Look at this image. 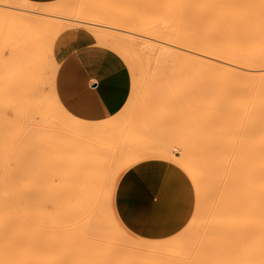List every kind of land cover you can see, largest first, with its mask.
<instances>
[{"label":"rangeland","instance_id":"374dc122","mask_svg":"<svg viewBox=\"0 0 264 264\" xmlns=\"http://www.w3.org/2000/svg\"><path fill=\"white\" fill-rule=\"evenodd\" d=\"M64 1L67 0H53L46 3L30 0H0V206L7 201L12 207L17 205L19 206L17 209H22V211L24 208L23 218L20 214L21 210L18 213L17 209L14 208L16 209L13 219L14 227L17 229L21 222L25 223L32 217L34 221L36 220L34 222L31 218V226L34 224L32 226L33 233L35 230L39 231L37 230L38 225L35 224L40 222L42 218L37 213L42 205V209L47 208L48 213L53 210L54 218L56 216L55 222L64 230L65 242H67L64 244L66 249H69L71 244L78 243L81 245L84 240H91L90 236L96 230L103 233V235L98 236L99 240L106 247L114 248L113 254L129 255L132 253V256L136 254L138 257L140 251L137 254L134 251L138 250L130 249L128 245L136 241H144L148 243V246L151 243L154 246L162 244L163 247V250L160 247L161 253L157 251L156 253L153 250L157 255L155 260V257H148L149 255L153 257L155 254H152L154 252L150 251V247L147 248L144 252L148 251L149 253L144 256H147L150 261L146 259L144 261L146 264H162L163 261V264H185V262L186 264H198L199 262L205 264L206 256H211L210 253L215 252L209 250L213 246L211 234L207 233V237L202 234L205 232L204 228L211 203L216 200V196L219 194L218 184L210 188L209 173H206L205 177L195 180L194 177L192 178V174L180 168L179 161L173 157L172 164L160 158L148 157L144 159L142 157L157 152L161 144L170 145V142L176 141V144L180 145L193 144L195 151L202 154L204 159L209 158L213 152L216 153L215 150L223 137L219 131L221 122L228 118V112L231 108L234 109L225 98V85L220 76V71L206 63L197 64V67L196 64L194 66H181L182 64L175 63V58L167 57L166 59L162 54L158 55V50L153 46L155 43L153 44L149 38L144 37H151L158 25L172 23L177 8L175 0H92L91 5L87 3V0H68V6L64 10L52 13L50 9L53 10L54 6ZM183 3L185 8H188L187 13L196 18L200 24V28L196 31L207 42L211 55L221 56L226 48L235 46L234 35L242 24L239 17L236 16L235 10L239 4L238 0H186ZM16 8H26L32 13L23 16L16 11ZM74 19L79 20V27L71 26L77 22L72 23ZM11 22L13 26H10L9 23ZM85 22L117 28L118 30L107 29V32L110 31L114 37H120L125 52L130 56L136 55L137 58L129 60L115 46H107L116 51L126 62L124 63L112 51L94 45L91 42L92 36L89 31L100 27L92 26V24L87 25ZM63 25L69 27L64 28L63 32L59 31L60 34L57 35V31L62 29ZM85 25L89 29L88 31L83 28ZM58 26L62 27L59 28ZM148 27H150L149 30H146ZM103 30L106 31V29ZM88 45L110 51L122 61L124 100L121 108L108 119L82 124L59 111L53 100L52 89L59 60L70 51ZM56 50L63 52V54L56 53ZM142 55L146 58H143ZM191 66L194 69L198 68V70H194ZM208 67L210 70L206 72ZM199 68L208 75H203V71ZM180 73L181 76L179 77ZM170 74L175 76L172 77ZM202 75L204 77H200ZM178 80H182V83ZM166 99L169 104L165 103ZM164 103L168 104V107L170 105V108H167ZM41 106L46 112L43 111L44 119L41 117L43 116L40 111ZM35 111H40V113ZM50 120L55 124L51 122L48 124L47 122ZM63 124L67 127L64 128ZM102 125H111L112 127L109 126V128L93 132V137L89 133L86 136H82L83 134L72 136V126L95 128ZM233 126L235 127V124ZM97 132L98 136H95ZM99 132H102L100 133L102 136L99 135ZM138 133L139 136H137ZM164 133L166 136L168 134L177 140L171 141V138L167 140L169 137L166 138ZM159 134L164 136V140L162 137V140L159 139ZM89 135L90 137H88ZM152 145L154 148L151 150L150 146ZM99 148H104V150L102 149L104 153L102 156ZM95 149L96 151H93ZM83 151L88 155L85 154V158ZM86 158H89L90 161L95 159V161L87 163ZM137 169L139 172L141 171L138 172V175L141 176L142 182L146 183L143 202L147 221L139 228L140 234L134 235L125 228L120 220L116 188L118 179L123 174ZM89 170L95 171L90 172ZM216 174L219 176V172ZM82 176L83 179H81ZM76 179L77 182L79 180L78 186L83 187V185L91 184L94 191L98 192V199L93 206L89 208V204L86 205L85 210L88 209L89 212L86 211L88 214H85L86 212L82 208V213L88 217L81 214L80 208L82 206L80 207L79 203L80 208L78 205L76 206L79 210L74 209L73 201L76 200L73 193L75 194L81 188L77 187ZM77 188L79 189L77 190ZM50 195L53 197L50 201L53 202L48 204L47 197ZM34 199L36 202L32 201ZM38 204L40 205L38 206ZM10 205L5 204L8 207ZM161 206H169L175 211L170 217L161 219L156 214L157 209ZM27 209L29 211L35 209L36 211L31 213ZM196 212H198L199 217L194 223ZM24 214L32 215L26 219L27 215L25 218ZM48 216L52 217V214ZM204 218L205 220H203ZM185 219L188 221L187 225L179 231V234H175L174 230ZM48 220L51 221V218ZM111 222H115L116 226ZM192 222L194 225L191 232L185 236L184 232L191 228ZM91 228H93V232ZM88 232L92 234L89 233L91 235L86 237ZM40 233L39 235H41ZM124 233L125 235L122 236ZM177 238H181L180 242L174 243ZM206 239L210 243L207 242V244ZM121 243L122 245H120ZM166 248L167 251L170 249L168 253L165 251ZM204 248L210 252L208 251V253ZM157 250L159 251V248ZM144 252L141 253H147ZM64 253L63 264H66L69 262L68 258H71L76 251L65 250ZM169 253H171L170 257ZM193 253L197 254L193 255ZM49 257L52 258V254ZM164 257L166 260L168 257V261L171 262L166 261ZM175 257H179V259ZM193 257H200L198 263V258L194 259ZM202 258L205 262L202 261ZM152 259L155 261L154 263ZM178 260L183 261L181 263Z\"/></svg>","mask_w":264,"mask_h":264},{"label":"bare ground","instance_id":"6f19581e","mask_svg":"<svg viewBox=\"0 0 264 264\" xmlns=\"http://www.w3.org/2000/svg\"><path fill=\"white\" fill-rule=\"evenodd\" d=\"M185 1L186 0H175L177 8L175 9L176 14H175L171 24H169V25L163 24L161 26L158 25L157 30H154V32H152V35L150 34L151 37H147V36H144V37L149 38L153 44L155 43L153 46L158 50V55L162 54L163 57H165L166 59H167V57L173 58V59L175 58V63L182 64L181 66H183V65H193L194 66L196 64V67H197V64L200 65V63H206L207 65H209L211 67H215L216 69H218L221 73L220 76L222 77L224 85H225V88H224L225 93H226L225 98L232 104L234 109L231 108V110L228 112L229 113L228 118H226L225 121L221 122V128L219 131H221L223 137H222L221 142L219 143V146H217V148L215 150L216 153L213 152L211 155H209V158L204 159L202 154L195 151V149L192 146L193 144L191 145V144L187 143V144L180 145V144H176L177 141L173 142V143L170 142V145L161 144V146L158 147L157 152L155 151L154 153H149L148 155H143L142 158H144V159L148 158V157L149 158H164L168 161V163L172 164V157H173L179 161L180 168L182 170H184L185 172H189L190 174H192L191 176H192V178L194 177L195 180H196V178L205 177L206 173L207 174L209 173L208 176L210 177V188H212L218 184L219 194L216 196L217 197L216 200H214V202L211 203V206H210L209 211H208V218L206 221L207 223L205 224L206 226L204 228L205 232H204V234H202L204 237H207L206 236V235H208L207 233L211 234V237L213 240V242L212 241L211 242H212L213 246L212 247L210 246L211 248L209 250L215 251V252H213V254L211 252L210 253L211 256H209V255H208V257L206 256V263L205 264H264V0H238L239 4L235 8L236 16L239 17L242 24L240 25L239 30H236L235 35H234L235 40H236L235 46L233 48H226L222 52L223 54L221 56H218V57L210 54V48H209L207 42L201 36L198 35L197 31L200 28V24L197 22L196 18H194L193 16H190L187 13L188 8H185V4L183 3ZM87 3H89L91 5L92 0H87ZM67 6H68V0L61 2L60 4L54 6L53 10L52 9H50V10L52 11V13H54V12H58L59 10H64ZM24 7H27V6H24ZM50 10H48V11L51 13ZM16 11L20 12L23 16L28 15L29 13H32L30 10H28L26 8H16ZM74 21H77L76 24L75 23L71 24V26L73 25L72 27H75L74 25H76L79 27L80 26L78 24L79 20L74 19L72 21V23ZM85 23L87 25L92 24V26L95 25V27H100V28L95 29V30L90 29L89 32H91V36H92L91 42L92 43L98 44V45H103V46L113 45L116 48H118L120 51H122L127 59L130 60L132 58H137L136 55L130 56L125 52V50L123 48L124 47L123 43L119 39L120 37H114L113 34L110 33V31L107 32V29L108 30H112V29L114 30L117 28H114L113 26H104V25H100L97 23H93V22H85ZM9 24H11L10 26H13L12 22ZM69 25H70V23H69ZM66 26L69 27L68 25H66ZM61 27L62 26H60L59 28H61ZM67 27L64 26L62 29H59L57 31V33H58L57 35L60 34L59 31L63 32L65 30L64 28H67ZM83 28L85 29L86 25ZM149 28L150 27L146 28V30H149ZM103 29H106V31H104ZM86 30L88 31L89 29L86 28ZM142 57L146 58L144 55H142ZM206 64H205V66H206ZM193 66H191V67H193ZM189 68H190V66H189ZM208 68L209 69H207V71L205 70L206 72H208V70H210V67H208ZM193 69H194V67H193ZM195 69L198 70V68H195ZM200 70H202V69H200ZM212 70H214V68H212ZM218 70H217V72H218ZM180 72H181V70H180ZM174 74L173 75L170 74V76L173 77V76H175ZM204 74H205V72L203 71V75ZM203 75L200 77H204ZM205 75H208V74H205ZM180 76H181V73H180L179 77ZM205 77H207V76H205ZM209 77H211V76H209ZM178 81L181 82L182 80H178ZM192 81H194V80H192ZM199 81H201V80H199ZM181 91H182V89H181ZM52 93H53L52 94L53 100H54L56 107L59 109V111H61L66 116H68L61 109V107L58 105L56 98L54 96L53 89H52ZM170 98H169V101H170ZM166 102H167V99H166L165 103ZM168 104H165V105L167 106V108H170V105L168 107ZM163 107H165V106L163 105ZM40 111H41V113H43V111H44V113H46L45 109L43 107H42V109H40ZM40 111H38V112L35 111V112L40 113ZM213 111H214V109H213ZM44 113L42 114L43 116H41L42 118L45 115ZM50 122H51V120L47 123L49 124ZM161 122H163V121H161ZM51 123H53V122H51ZM81 123L86 124L83 122H81ZM53 124H55V123H53ZM233 124H235V127L233 126L234 128L232 127ZM63 126H64V124H63ZM109 126H111V125H102V126H98L95 128H87L84 126H80V127L79 126H72L73 127L72 128V132H73L72 136L74 135V137H75V135H81V134H83L82 136H84V135L86 136L87 133L92 135L93 132L100 131L101 129L109 128ZM57 127H58V125H57ZM65 127H67V126H64V128ZM70 127H71V125H70ZM61 128L63 129V127H61ZM67 133H70V132H67ZM100 133H102V132H99V135L102 136V134H100ZM159 133L161 134V132H159ZM167 133H168V131H167ZM97 134H98V132L96 133L95 136H98ZM160 134H159V136H160L159 139H161V140H162V138L164 140V136L166 138L168 136V134L166 136L165 133H164V136H162L163 133H162V135H160ZM60 135H62V134H60ZM93 135H92V137H93ZM156 135H158V134H156ZM156 135H155V137H156ZM171 135H173V134H171ZM219 135H220V133H219ZM137 136H139V133ZM79 137H81V136H79ZM88 137H90V135ZM143 137H144V134H143ZM168 137H169V139L167 138V140H170L171 136H168ZM98 138H100V137H98ZM166 138H165V140H166ZM173 138H171V141L177 140V139H173ZM147 139H149V138H147ZM159 139H158V141H160ZM167 140H166V142H167ZM123 141H125V140L123 139ZM153 142L156 144L155 141H153ZM162 142H160V143H162ZM133 143H134V141H133ZM178 143H180V142H178ZM82 145H84V144L82 143ZM158 145H160V144H158ZM84 147H85V145H84ZM93 147L95 148V146H93ZM155 147H156V145H155ZM199 147H201V146H199ZM87 148H89V147L87 146ZM150 148L152 150V148H154L153 145L150 146ZM96 149L93 151H96ZM102 149L104 150V148H102ZM102 149L99 148V150H101V153H102L101 156L104 154L102 152L103 151ZM116 151H117V149H116ZM144 151H145V149H144ZM83 152H84L83 155L85 158V154L87 155V153H85V151H83ZM105 152H106V150H105ZM101 156H99V157H101ZM138 157H140V156L138 155ZM135 158H136V156H135ZM142 158H140V159H142ZM86 159H87L86 161H88L87 163H89V162L92 163V161H95V159L92 161H90L89 158H86ZM102 159H103V157H102ZM59 161H58V163H59ZM86 161H84V162H86ZM98 161H100V160H98ZM55 162H57V161L55 160ZM93 163L95 164V162H93ZM59 165H60V163H59ZM89 165H91V164H89ZM102 166H104V165H102ZM72 169L74 170V167ZM70 170H71V168H70ZM73 170H71V171H73ZM89 171L93 172L95 170H93V171L89 170ZM217 172H219V176H218V174H216ZM74 173H76V172H74ZM74 175H76V174H74ZM216 175H217V177H216ZM99 176H101V175H99ZM60 177H61V175H60ZM74 177L76 178V176H74ZM96 178H97V175H96ZM77 179H79L78 176H77ZM77 179H76V183H77L76 185H77V187L80 188L81 186H78L79 180L77 182ZM81 179H83V176ZM57 180H59V179H57ZM79 188H77V190ZM95 188H96V186H95ZM23 195H25V194H23ZM73 195H75V200L77 201V202L73 201L74 206H75L74 209L76 208L75 210H77V209L79 210V208L82 206L80 208L81 214H83V216H85V217H88L85 215V214H88L86 212V211H88V209L85 210L87 208L86 205L89 204V208H91L93 206V204L98 199V192L96 190L94 191L93 186L91 184H86V185H83V187H81L80 190L75 192V194L73 193ZM35 197H36V195H35ZM29 198H30V196H29ZM47 198H48L47 203L51 204L53 202V201H50L53 199L52 195H50V197H47ZM28 200H30V199H28ZM35 200L36 199H34L32 201H35ZM22 201H23V199H22ZM57 201H59V200H57ZM25 203H27V202L25 201ZM47 203H46V205H47ZM78 203H79L80 207H79ZM5 204L10 205V203H8L7 201L5 202ZM5 204L4 205L2 204L0 206V212H2V213H0V236L3 237V238L0 237V264H63L64 263L63 260H65V256H64L65 250L66 251H72V250L76 251V253H74V255L71 256V258H68V260H69V262H67L68 264H146L144 262L146 259H147V261H150L148 259V257L149 258L155 257L154 260L157 258V255L155 254V252L157 251L159 253L160 247H162L161 246L162 244L159 246H154L153 244L150 243L151 245L149 244V246H148V243H145L144 241H141V242L136 241L135 243H131L129 241L131 244H129L127 242L126 243L129 244L128 247L130 249L132 248V249L138 250V251H134L137 254L140 251L138 254V257L136 256V254H135V256H132V253H130L129 255H125V254L117 255V254H113V252H114L113 247L112 248L106 247V245L103 244L101 242V240H99L98 236L103 235V233H99L96 230H94V232H95L94 234H92L91 232H88L87 233L88 235L87 236L85 235L86 237H88L89 235L92 234L93 236L92 235L90 236L91 240H89V239L84 240L83 244H81V245L80 244L78 245V243H76V244L74 243L73 245L71 244L70 248L66 249L64 244L67 242H65L64 230L61 229V227L55 222L54 219L56 218V216L54 218V211L53 210L48 213L47 208L42 209L43 208V205H42V208L40 210H38V212H37L38 214H40V216H42V218L40 219V222L35 224V225H38L39 228H37V230H39V231L37 232L35 230V233H33L34 231H32V226L34 224H32V226H31V223H32L31 218L32 217L29 218L32 214L30 216H29V214L28 215L24 214L25 218L27 215L26 219L29 218V220H27V222H25V223L19 221L21 223L18 226V228L16 229L14 227V224H13L14 211L17 208H19V206H17V205L15 206L13 204V206H15V207H12V205H10L8 207V206H5ZM39 205L40 204H38V206ZM77 205L79 208L76 207ZM198 205H200V204H198ZM14 208H16V209H14ZM82 208L84 209V212H86L85 214L82 213V211H83ZM199 208H202V207L199 206ZM19 210H21V213L19 212ZM34 210H32V211L34 212ZM95 210H96V208H95ZM17 211H18V213L22 214V212L24 211V208H23V211H22V209H17ZM32 211L28 210V212H31V213H32ZM93 211H94V209H93ZM18 213L15 212V214H17V215H18ZM50 214H52V217L48 216ZM107 214H110V213H107ZM206 215H207V213H206ZM21 216L23 218V214ZM107 216L109 218V215H107ZM110 217H112V216H110ZM197 217H199L198 212H196V214L194 215V223H195V220ZM50 218H51V221L48 220ZM103 218H104V216H103ZM108 218H106V219H108ZM200 218H202V217L200 216ZM32 219L34 221V218H32ZM35 219H37L39 221L38 218L35 217ZM109 219H111V218H109ZM47 220L49 221V223H51L50 225L47 222ZM203 220H205V218ZM29 221H30V223H29ZM34 222H36V220ZM108 222L110 223V220ZM114 223H112V224H114ZM194 223L191 225L190 229H188L186 232H184V235L185 234L189 235ZM92 229L93 228H91V231H92ZM36 233H38V234L36 235ZM39 233L41 235H39ZM89 233H91V234H89ZM3 235H5L7 237H5ZM124 235H125V233L122 236H124ZM38 236H40V237H38ZM120 236H121V234H120ZM92 237H93V239H92ZM203 238H202V240H203ZM180 240H181V238L180 239L177 238L176 242H174V243H178V242H180ZM188 240L190 241V239H188ZM200 240H201V238H200ZM204 240H205V238H204ZM202 242H201V244H202ZM205 242L210 243V241H207V239ZM205 242H203V243H205ZM198 243H200V242H198ZM120 245H122V243ZM184 245H185V243H184ZM206 246L209 247V245H206ZM39 247H40V249L38 250ZM124 247H126V246H124ZM149 247L151 249V250L149 249L151 252H154L153 250H155V252L152 253V254H155V255H153V257H151L152 255H149L148 257L144 256V255H147L149 253L148 251H146L147 253L144 252ZM178 247H180V246H178ZM158 248H159V251L157 250ZM180 249H182V248L180 247ZM162 250H163V247H162ZM204 250H205V248H204ZM165 251H167V248ZM168 251H167V253H168ZM205 251H207V250H205ZM36 252H37V254H36ZM141 252L142 253L144 252L146 254H142ZM162 253L165 254L164 251H162ZM167 253H166V255H168ZM50 254H52V258L49 257ZM141 254H142V256H141ZM196 254L193 253V255H196ZM170 255H171V253H169V257H170ZM162 256H164V255H162ZM199 256H200V253H199ZM165 257H164V259L166 260ZM172 257H173V254H172ZM175 258H173V260ZM177 258L179 259V257H177ZM193 258L194 259L198 258L197 263H198V260H200L199 259L200 257H193ZM168 260H169V258L167 257L166 261H168ZM183 260H181V261L178 260V262L180 261L182 263ZM152 261H153V259H152ZM186 261H188V260H186ZM202 261H203V258H202ZM154 262L155 261H153V263ZM163 262H162V264H163ZM168 262H171V261H168ZM190 262H192V261H190ZM203 262H205V260ZM157 263H159L158 260H157ZM160 263H161V261H160ZM173 263H176V262L173 261ZM154 264H156V263H154ZM166 264H168V263H166ZM185 264H186V262H185ZM198 264H200V262ZM201 264H202V262H201Z\"/></svg>","mask_w":264,"mask_h":264},{"label":"crops","instance_id":"0c3cea01","mask_svg":"<svg viewBox=\"0 0 264 264\" xmlns=\"http://www.w3.org/2000/svg\"><path fill=\"white\" fill-rule=\"evenodd\" d=\"M30 1L46 3L53 0ZM94 45L67 53L59 60L54 75L53 91L58 105L70 118L83 123L108 119L121 108L124 100V59L107 46L98 45L112 51L122 61L110 51ZM56 53L63 54L57 50ZM143 184L146 188V183Z\"/></svg>","mask_w":264,"mask_h":264},{"label":"snow or ice","instance_id":"6c2138e0","mask_svg":"<svg viewBox=\"0 0 264 264\" xmlns=\"http://www.w3.org/2000/svg\"><path fill=\"white\" fill-rule=\"evenodd\" d=\"M95 104V101H92ZM139 170L128 171L123 174L117 182L116 198L119 204V216L125 228L134 235H139V228L142 227L147 217L144 209L143 193L145 191ZM175 209L169 206H161L157 209V216L166 219L174 213ZM188 221L185 219L174 230L175 234L183 230Z\"/></svg>","mask_w":264,"mask_h":264}]
</instances>
